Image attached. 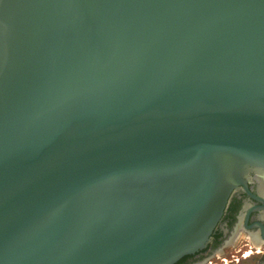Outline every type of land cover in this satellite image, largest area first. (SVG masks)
Here are the masks:
<instances>
[{"label":"water","instance_id":"95a60500","mask_svg":"<svg viewBox=\"0 0 264 264\" xmlns=\"http://www.w3.org/2000/svg\"><path fill=\"white\" fill-rule=\"evenodd\" d=\"M264 175V0H0V264H173Z\"/></svg>","mask_w":264,"mask_h":264},{"label":"flooded vegetation","instance_id":"af4514ba","mask_svg":"<svg viewBox=\"0 0 264 264\" xmlns=\"http://www.w3.org/2000/svg\"><path fill=\"white\" fill-rule=\"evenodd\" d=\"M244 259V261H243ZM264 264V175L235 188L209 241L173 264Z\"/></svg>","mask_w":264,"mask_h":264},{"label":"rangeland","instance_id":"374dc122","mask_svg":"<svg viewBox=\"0 0 264 264\" xmlns=\"http://www.w3.org/2000/svg\"><path fill=\"white\" fill-rule=\"evenodd\" d=\"M243 261H244V259H243ZM240 264H244V263H240Z\"/></svg>","mask_w":264,"mask_h":264}]
</instances>
